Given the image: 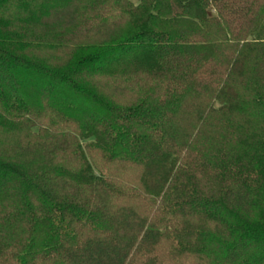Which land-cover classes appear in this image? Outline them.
Here are the masks:
<instances>
[{
    "label": "trees",
    "instance_id": "1",
    "mask_svg": "<svg viewBox=\"0 0 264 264\" xmlns=\"http://www.w3.org/2000/svg\"><path fill=\"white\" fill-rule=\"evenodd\" d=\"M0 264H264V0H0Z\"/></svg>",
    "mask_w": 264,
    "mask_h": 264
},
{
    "label": "rangeland",
    "instance_id": "2",
    "mask_svg": "<svg viewBox=\"0 0 264 264\" xmlns=\"http://www.w3.org/2000/svg\"><path fill=\"white\" fill-rule=\"evenodd\" d=\"M3 10H4V8H3ZM6 12V11H5Z\"/></svg>",
    "mask_w": 264,
    "mask_h": 264
}]
</instances>
